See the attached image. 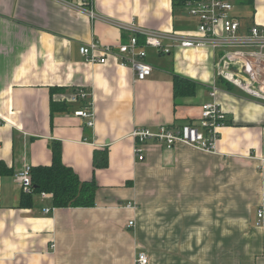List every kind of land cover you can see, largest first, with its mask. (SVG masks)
Masks as SVG:
<instances>
[{
    "label": "crops",
    "instance_id": "crops-1",
    "mask_svg": "<svg viewBox=\"0 0 264 264\" xmlns=\"http://www.w3.org/2000/svg\"><path fill=\"white\" fill-rule=\"evenodd\" d=\"M231 1L244 28L264 26V0ZM175 3L0 0V264H136L140 252L149 264H264V102L223 84L227 119L215 151L150 142L140 161L134 127L201 126L215 55L147 47L153 70L140 80L114 56L92 63L80 52L142 29L193 31L197 22ZM176 74L194 82L193 94L176 99ZM51 86L88 91L95 125L75 114L82 102L68 99L70 110L52 115ZM54 139L81 180H97L94 206L57 208L50 193L22 204L14 175L26 163L51 164ZM105 148L108 164L95 168Z\"/></svg>",
    "mask_w": 264,
    "mask_h": 264
},
{
    "label": "built area",
    "instance_id": "built-area-1",
    "mask_svg": "<svg viewBox=\"0 0 264 264\" xmlns=\"http://www.w3.org/2000/svg\"><path fill=\"white\" fill-rule=\"evenodd\" d=\"M186 15L197 22L193 31L162 32L156 29H142L144 39L131 35L127 42L120 44H101L94 41L80 47L86 60L92 63H106L109 57L119 59L121 66H130L135 76L146 79L153 70L147 61V47H152L161 54H170L178 49L207 48L215 55V78L210 90L212 101L202 105L201 126L192 123L181 126L160 125L136 126L132 129L134 153L140 161L145 160L144 147L153 142L165 147H173L178 142L215 151L220 138V129L226 123V112L217 100L220 89L218 80L223 79L239 87L247 96L264 102V26L253 24L244 28L239 18L233 15L234 4L231 0H183ZM90 16L95 11L89 10ZM89 92L84 88L69 96V101L87 99L83 108L75 112L86 119V126L95 125V112L88 101ZM23 192L32 193V165L24 164L21 171L14 175ZM47 195L42 192V195ZM131 206V205H129ZM51 208H45L49 212ZM260 223H264V206L258 211ZM134 222L130 221L129 226ZM136 264H149V257L140 252Z\"/></svg>",
    "mask_w": 264,
    "mask_h": 264
},
{
    "label": "trees",
    "instance_id": "trees-1",
    "mask_svg": "<svg viewBox=\"0 0 264 264\" xmlns=\"http://www.w3.org/2000/svg\"><path fill=\"white\" fill-rule=\"evenodd\" d=\"M176 6L184 11L183 0H176ZM144 37L139 35L140 42ZM174 94L176 99L188 97L194 93V82L186 77L174 75ZM218 85H229L230 82L220 79ZM78 90L75 87L51 86V114L70 110V103L66 95ZM61 95V98H59ZM71 95V94H70ZM69 97V96H68ZM84 105L87 99H80ZM52 162L49 165L32 166V193H22V204H32L35 194L42 192L52 194L54 207H90L96 203V194L99 184L95 178L83 181L72 167L66 165L62 159V143L54 139L51 142ZM108 164V149L96 150L93 157L95 168L106 167Z\"/></svg>",
    "mask_w": 264,
    "mask_h": 264
},
{
    "label": "rangeland",
    "instance_id": "rangeland-1",
    "mask_svg": "<svg viewBox=\"0 0 264 264\" xmlns=\"http://www.w3.org/2000/svg\"><path fill=\"white\" fill-rule=\"evenodd\" d=\"M243 11L248 13V8L243 7Z\"/></svg>",
    "mask_w": 264,
    "mask_h": 264
}]
</instances>
